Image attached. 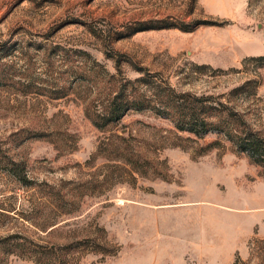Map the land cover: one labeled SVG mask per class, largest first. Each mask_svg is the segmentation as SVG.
<instances>
[{
	"label": "rangeland",
	"instance_id": "rangeland-1",
	"mask_svg": "<svg viewBox=\"0 0 264 264\" xmlns=\"http://www.w3.org/2000/svg\"><path fill=\"white\" fill-rule=\"evenodd\" d=\"M162 18L207 23L119 38ZM260 57L264 0H0V239L81 243L46 264H259L264 178L245 155L153 111L105 130L86 111L144 78L247 111L264 129ZM246 81L255 95L230 94ZM9 159L32 185L7 174ZM52 191L59 206L41 203ZM10 252L0 250V264H40Z\"/></svg>",
	"mask_w": 264,
	"mask_h": 264
},
{
	"label": "trees",
	"instance_id": "trees-1",
	"mask_svg": "<svg viewBox=\"0 0 264 264\" xmlns=\"http://www.w3.org/2000/svg\"><path fill=\"white\" fill-rule=\"evenodd\" d=\"M207 22H193L190 24L177 25L169 19H150L140 21L119 33V38L130 37L136 33L145 31L179 29L184 32L194 30L201 24ZM263 60L264 57L257 58ZM4 70L0 68V85H5L7 79ZM144 78L134 81H126L117 84L108 98L99 104V108L89 113L86 111V118L92 126L98 130H105L110 126L117 125L125 114L134 111H153L162 118L172 121L174 128L183 133H188L198 140L214 134L229 142L238 154L245 155L249 162L257 166L264 178V129L253 127L249 122L248 112L236 110L220 102L216 98L195 96L189 93H176L166 84L163 87L152 85ZM256 86L253 81H246L233 88L230 94L255 95ZM41 137V136H36ZM220 140L207 144L208 148L220 147ZM117 160L129 165L134 171L141 174L139 164L133 156L119 153ZM7 174L23 186H30L32 183L26 177L20 165L9 159L6 163ZM61 196L59 192H49L41 202L42 204H55L59 206ZM46 227H41L42 230ZM264 244V243H263ZM80 242H65L64 244L35 243L20 235H10L0 239V250L11 251L17 255L33 258L40 264H46L51 258L56 257L57 250H64L66 254L76 250ZM101 253H105L106 249ZM104 249V250H103ZM95 250L94 251H99ZM10 252V253H11ZM238 264V263H236ZM243 264V263H241ZM264 264V254L260 256V263Z\"/></svg>",
	"mask_w": 264,
	"mask_h": 264
}]
</instances>
